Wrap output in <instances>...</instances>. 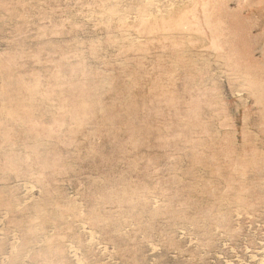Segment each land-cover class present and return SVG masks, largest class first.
<instances>
[{"label": "rangeland", "instance_id": "374dc122", "mask_svg": "<svg viewBox=\"0 0 264 264\" xmlns=\"http://www.w3.org/2000/svg\"><path fill=\"white\" fill-rule=\"evenodd\" d=\"M0 264H264V0H0Z\"/></svg>", "mask_w": 264, "mask_h": 264}]
</instances>
